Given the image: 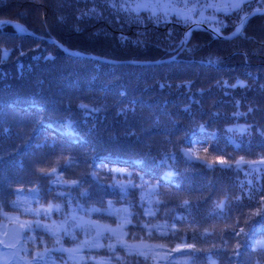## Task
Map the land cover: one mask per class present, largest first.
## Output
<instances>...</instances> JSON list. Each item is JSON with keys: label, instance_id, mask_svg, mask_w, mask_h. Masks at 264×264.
Listing matches in <instances>:
<instances>
[{"label": "trees", "instance_id": "1", "mask_svg": "<svg viewBox=\"0 0 264 264\" xmlns=\"http://www.w3.org/2000/svg\"><path fill=\"white\" fill-rule=\"evenodd\" d=\"M259 7L264 2L215 14L226 25L219 30L230 34L243 12ZM149 17L114 12L109 0H0V20L114 60L154 61L179 52L193 23ZM0 29V221L7 213L37 220L26 209L50 203L68 212L56 181H82L89 199L72 190L73 206L126 203L133 216L129 238H148L171 254L160 264H193L176 251L186 244L196 245L183 249L196 253L195 264H264V167L248 166L264 156V15L234 40L195 30L178 61L151 66L74 58L45 39ZM237 80L246 86L231 87ZM189 146L198 161L185 159ZM217 157L230 166L214 164ZM241 157L248 163L237 167ZM121 184L136 187L121 190ZM33 190L40 195H29ZM35 221L21 239L25 255L47 248L40 264H66L55 238ZM61 237L64 244L71 240ZM100 253L108 264H154L123 248Z\"/></svg>", "mask_w": 264, "mask_h": 264}, {"label": "snow or ice", "instance_id": "2", "mask_svg": "<svg viewBox=\"0 0 264 264\" xmlns=\"http://www.w3.org/2000/svg\"><path fill=\"white\" fill-rule=\"evenodd\" d=\"M248 0H238V2H232V0H228L227 3L223 4H215V3H209V2H199V3H193L191 7H189L188 4H183L180 9H177L174 13L177 22H183L185 24L195 23L197 25L207 23V24H215L216 27L213 29L216 36L219 35V29L222 26H226L223 24L222 21L216 20L215 14H222L224 16H228L233 12H241L243 11V5L247 3ZM109 6L113 9L114 12L117 13H133L136 17V19H139L140 11L143 9H152L150 13L149 18H155L156 17V11L155 8L159 7V5H152V4H130L127 2V0H109ZM168 8H171V5L166 6ZM182 9H188V11H183ZM211 10V13L209 16H205V11ZM260 13V9H256L255 12L252 14ZM95 10L93 9V15H95ZM87 15V14H85ZM168 13L165 12V18H167ZM193 16H197L198 19L193 20ZM250 18L249 16H243L241 17V21ZM6 26H11L14 28V30H17V34L23 32V29L20 28L19 25H12L8 24ZM2 30V29H0ZM235 31L237 33L240 32L239 28H236ZM128 38L123 37L122 42L126 41ZM183 43V41L181 42ZM71 54V53H69ZM4 57H7L9 55L8 52L3 53ZM48 59H53V57L49 56ZM109 62V61H104ZM225 86L227 87V82H224ZM237 86L245 87L244 81L237 80L236 83L231 85V87L235 88ZM163 88L164 85H161ZM123 95V93H121ZM81 107H83L81 105ZM187 111V109H185ZM251 111V109H249ZM241 133H246L249 131L248 128L244 126H240L238 129ZM230 131H233V129H230ZM39 147V146H38ZM207 151V149H205ZM185 159L192 163L198 161L200 158L198 154L193 153V150L191 146H189V149L183 153ZM213 163H218L220 165H229L228 161L225 160L223 157H217ZM248 163L244 160V157H241L239 160L235 161V164L237 167L242 166L243 164ZM249 168H252L253 170L258 171L260 167H264V156H262L259 161H252L248 164ZM93 179H96L95 176H93ZM143 180V178H141ZM62 187L67 190V198H66V204L68 206L69 211L67 213H63V209L60 204H49L47 208L43 210H35L32 211L30 208L26 209L27 211H31L32 215L39 217L43 215L48 220H51V216L53 211L57 213H62L63 219L59 224H56L55 221H53L51 224L43 223L39 219L35 221V227L36 228H42L45 232H49L56 240V243L60 245V247L56 248V251L60 252H66L68 253L69 260H72L75 262V264H80L81 261L85 260V256L83 255L84 250L88 249L91 251L92 249H103L107 248L108 251L115 253L117 246L120 248L126 249L129 254H136L139 256H143L145 259L150 258V253L152 252V249L149 247H140V246H131L124 242L123 237L126 235L124 232V228L131 224L132 222V213L129 212L127 209H115L112 202L108 201L106 206L103 201H100V207H88L85 208L84 205H82L78 200L75 203V206H73V200L75 197L71 195L72 190H76L79 192L80 197L84 198L85 200L89 199V193L87 190H81L83 189V182L82 181H73L71 184L64 183L62 184ZM116 185H113V189H116ZM129 187H136V185L129 184V185H119V188L121 190H126ZM23 190L18 189L16 190V196L20 197L22 196ZM29 195L31 196H38L39 193L36 191L29 192ZM60 196H65V192L59 193ZM188 202L185 201V204ZM2 207V205H0ZM13 208L19 207L18 202H13L12 204ZM78 213H83L84 215H87L89 218L84 219V215H80ZM95 213L98 216L100 215H116L119 218V224L117 228H111L107 225L100 224L96 221H93L91 219V215ZM145 215L149 214L148 210H145ZM154 214V213H153ZM25 227L24 224H21V228L23 229ZM28 229L31 230L32 225H27ZM79 230L82 234H84L85 239L80 241L77 240L76 231ZM61 233H63L64 236H69L73 241L76 242L75 246L73 248H64L61 242ZM91 236L92 238L89 239L88 237ZM104 241H107L105 243ZM195 244H186V245H180L177 246L176 251L180 252L181 255L184 256H191L193 257V264H195V256L196 253L193 251H184L183 249H195ZM48 253V249L45 248L44 252L37 253L34 259L36 260V264H40L41 261H43L45 255ZM88 259H94L93 257H88ZM175 259V258H173Z\"/></svg>", "mask_w": 264, "mask_h": 264}, {"label": "rangeland", "instance_id": "3", "mask_svg": "<svg viewBox=\"0 0 264 264\" xmlns=\"http://www.w3.org/2000/svg\"><path fill=\"white\" fill-rule=\"evenodd\" d=\"M254 1H256L258 3L264 2V0H248V2L245 3L244 5L251 3V2H254ZM127 2L130 4L159 5V7L154 9L156 11V14H165V12H167L168 16H172V15L175 16L174 15L175 11L177 9H180L183 4H188L189 7H191V5L194 2L195 3L209 2V3H215V4H223V3H227L228 0H127ZM232 2L235 3V2H238V0H232ZM168 5H171L172 7L171 8L166 7ZM259 8H264V7H259ZM259 8H257V9H259ZM182 10L188 11V9H182ZM255 10H256V8H255ZM141 11H147V12L151 13L152 9H143ZM247 13L248 12H243L241 17L246 16ZM204 15L207 17L210 15V13L208 11H205ZM196 19H198V17L193 16V20H196ZM193 24H195V23H193ZM4 52L10 53V50L4 49L3 53ZM3 58H8V56L4 57V55H3ZM261 168L262 167H260L259 169H261ZM64 183L71 184L72 182L63 181L60 178L59 180L56 181V189H57L58 193L65 192L66 193L65 196H67V191H65L64 188L62 187V184H64ZM39 195H40V193H39ZM124 205H127V204L123 203L122 209H127L128 207L124 206ZM115 209H117V207H115ZM78 214L84 215L83 213H78ZM10 215L11 216H9L6 220H4L0 223V242H1L0 243V262H1L0 264H3L5 261L9 260V258L12 259V258L16 257L14 249L15 250L18 249V251L21 253V247L18 245L19 235L21 234V232H23L26 229V225L24 224L25 222L21 219V216L19 214L11 213ZM42 216L43 215L39 216L38 219L40 221L42 220L41 222L48 223V224H51L53 221H55L56 224H59L61 222V220L63 219L62 214H58V213H54V212L52 213L51 220H48L44 216L42 219ZM106 216H108V215H106ZM88 218L89 217L87 215H84V219H88ZM100 218H104V217L102 215H100ZM104 219L105 220H102V219H97V220L92 219V220L96 221L100 224L107 225V226L114 228V229L118 227V224H119L118 216L112 215V216L105 217ZM112 219L115 220L116 223L108 224L109 222H111ZM35 220L36 219L29 220V221H35ZM26 222H28V221H26ZM21 224L25 225V227L23 229L21 228ZM124 232L127 233L126 231H124ZM76 234H80L81 240L85 239L84 234H82L81 232L80 233L76 232ZM88 238L91 239L92 237L89 236ZM123 240L126 244L131 245V246H140V247L151 248L152 249V253H151L152 258H156V259L163 260V261H168L169 257L171 256V254L166 251L167 249L162 244L155 243V241L150 240L148 238L146 239V241L149 244L143 243V242H134V243L132 242L131 243V242L126 240L125 235L123 237ZM151 244H155V245H151ZM256 246H257V243H256ZM63 247L66 248V245H63ZM73 247L74 246H71L70 248H73ZM23 250H24V248H23ZM241 253L242 252H240V254ZM237 254H238L237 252L234 253L235 256ZM247 257H248V255H247ZM29 258L32 259V257H29ZM156 259L154 260L155 263H157L159 261ZM95 261L99 264H104L103 258L95 259ZM31 264H34V262H32Z\"/></svg>", "mask_w": 264, "mask_h": 264}, {"label": "water", "instance_id": "4", "mask_svg": "<svg viewBox=\"0 0 264 264\" xmlns=\"http://www.w3.org/2000/svg\"><path fill=\"white\" fill-rule=\"evenodd\" d=\"M254 11H252L251 13H249L247 16H249L250 18L243 20V22L241 21L239 23V25L237 26V28L240 29V32L237 33L236 31H234L233 33L229 34V35H225L223 34L220 30H219V35L216 36L213 29L215 28V26L212 25H204V24H193L189 27V29L187 30V32L185 33V36L183 37V43L184 46L183 48L174 56L167 58V59H163V60H155V61H145V60H114V59H110L104 56H99L96 54H86V53H82L79 52L77 50L71 49L69 47H67L66 45H64L63 43H61L59 40L55 39V38H43L40 37L38 35H36L35 33H33L32 31H29L26 29V27L24 25H22L19 22H15V21H11V20H0V27L1 25H8V24H12V25H19L20 28L23 29V32L20 33L19 35H23V36H33V37H37V38H41V39H45L46 41H48L51 44L56 45L60 50H62L66 55L74 57V58H84V59H89L95 62H100L103 64H110V65H134V66H151V65H162V64H168V63H172L178 60V56L183 52L185 46L187 45L189 39L186 40V36L191 37L192 32L194 30L197 29H206L208 30L211 34H213L214 39H225V40H233L238 38L239 36H241L244 33L245 28L248 25V22L255 16L257 15H264V8H260V13L257 14H252ZM17 33V30H15ZM71 53V54H69ZM104 61H109V62H104Z\"/></svg>", "mask_w": 264, "mask_h": 264}]
</instances>
